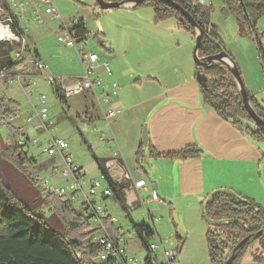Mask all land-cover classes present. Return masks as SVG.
Instances as JSON below:
<instances>
[{
	"label": "rangeland",
	"instance_id": "rangeland-1",
	"mask_svg": "<svg viewBox=\"0 0 264 264\" xmlns=\"http://www.w3.org/2000/svg\"><path fill=\"white\" fill-rule=\"evenodd\" d=\"M54 1L60 13L58 19L49 14L44 15V20L41 23L31 21L29 27L23 30L27 50L18 61V65L24 66L19 71L22 73L20 83H8L7 77H0V96H7L18 105L20 115L14 122L15 125L24 127V136H28L26 142L31 140L46 142L49 137L48 132L53 137L67 141L72 159L83 169L84 180L87 183L94 179L102 184L105 183L94 157L110 158L113 152H117V155L122 157L124 167L130 169L131 173L140 174L142 178L149 180L143 169L145 167L146 171H149V159L146 156L137 158L136 153L142 143L144 125L148 128L147 123H143L145 115L159 96H153L152 99L142 103H137V101L132 103L131 95H129L131 92L138 99L145 92H154L152 89L155 87L148 84V90L140 89L133 84L136 75L132 72L152 75L157 72L156 69L159 66L162 71L163 66H161L160 60L151 59L163 58V60H167L169 56L174 62L178 59L183 60L180 56L184 55V50L188 54L189 47L184 48L182 46L177 50L173 46L176 41L181 39L172 34L171 28H166L167 25L176 22L175 18L170 17L156 21L153 9L149 4L133 9L124 7L102 10L95 0ZM192 1L193 3L197 2V0ZM205 1L207 6L212 8L211 21L216 26L224 48L230 53L231 60L237 66L245 88L253 99L264 105L262 72L256 42L247 35L246 28L241 25L233 12L223 11L226 10L223 0ZM80 19L83 20L88 31L84 40L85 46L81 44V47L87 53H96L100 61L105 59L110 61L111 74L103 73L102 75H106V80L109 82L117 80L122 84V90L119 91L118 95L119 98L122 93L118 99L121 108L114 118L106 115V111L109 107L111 108L113 100L108 105L102 103L98 106L88 91L60 100L52 85H49L44 78L45 75L58 77V80L64 78L67 84L72 79L83 75V68L74 48L64 47L57 41L62 24L71 27L75 21ZM70 23L72 24L70 25ZM255 30L259 36H264V14L257 19ZM187 33L191 35L189 32ZM99 39L105 46H110L113 52L103 48L99 44ZM0 42H2L0 43V56L5 50L11 48L9 58L12 59L19 44L14 41ZM262 42L264 43V39ZM77 47L80 48V43H77ZM193 47L194 40L193 43L191 41V51ZM35 50L38 55H36ZM123 50L128 54L126 61L116 58ZM33 60L47 66L40 75L37 70L31 67L32 64H29V61ZM155 62L158 64L155 65ZM190 62L193 65L192 60ZM99 63L96 64L98 69L100 68ZM132 65L134 67L131 69L130 66ZM10 72L12 75L17 74L15 68ZM168 73L171 74V72ZM182 76H186V73ZM138 80L140 82V79ZM20 84L23 88L19 86ZM42 95L46 98L44 106L47 108V120L45 122L51 123L48 129L42 127V122L36 114V109H40L42 106L39 102V97ZM157 95H162V93L159 92ZM123 99L125 100L124 103ZM112 107L118 106L112 104ZM28 118L31 119V122L26 121ZM247 122L252 125L251 122ZM6 137V127L0 126L2 147L9 143ZM26 153L34 159L36 171L41 168L48 170L50 164L53 165V161L48 159L47 155L42 154L39 148L27 150ZM263 165L264 162L261 167ZM112 168L115 167L110 169ZM27 171L20 168L10 154L9 157L0 154V182L10 190L17 201L32 206L34 204L32 201L39 193L38 191L41 190L37 187L34 188ZM41 175L54 186L69 188L72 182L70 178L67 181L62 180L59 175L53 178L45 172ZM260 179L264 187V167L261 169ZM248 185L252 194L264 198V191L261 189L256 191L255 189L258 187L255 183ZM153 192L155 193L154 196ZM157 194L155 190L145 193L139 192L138 202L134 209L130 210V217L135 223H145L154 229L152 242L160 247L155 253L156 260H161L162 249L166 252L175 251L182 242L181 250L177 254L179 264H211L207 252L206 231L214 227L206 222L201 209L193 203L192 196L177 197L179 201L169 203L164 199H159L160 195L158 197ZM97 205L107 209L109 215L114 219L112 228L116 229L118 235L125 241L127 252L142 263L146 251L141 247L139 240L134 237L130 221L114 197L111 195L100 199L97 201ZM259 205L264 210V201L259 202ZM73 207L78 208L77 203H74ZM74 211L80 214L78 209ZM59 215L60 211H53L49 222L53 226L57 225L62 228ZM92 224L96 226L97 220L92 219ZM105 230L108 231L109 235L112 234L106 227ZM75 234L77 235V233H73V235ZM244 253L249 256H258L264 251L255 241L247 246Z\"/></svg>",
	"mask_w": 264,
	"mask_h": 264
},
{
	"label": "trees",
	"instance_id": "trees-1",
	"mask_svg": "<svg viewBox=\"0 0 264 264\" xmlns=\"http://www.w3.org/2000/svg\"><path fill=\"white\" fill-rule=\"evenodd\" d=\"M104 1L121 3L126 0ZM172 1L188 12L204 31L197 53L200 58L225 51L216 26L211 21V7L200 5L198 2L193 3L192 0ZM223 1L226 8L223 11L233 12L241 25L246 28L247 35L256 42L261 72H264V44L260 43V39H264V36H259L255 30L257 19L264 14V0ZM0 4L8 9L5 0H0ZM147 4L152 7L156 21L173 17L177 19L179 27L189 32L192 39H195V29L173 5L161 0H152L136 4L134 7ZM15 26L17 27L16 24ZM69 28L70 31H75L77 41H83L88 33L82 19L75 21ZM99 44L102 45L100 39ZM10 50L11 48L5 50L0 56V72L10 71L18 65V61L9 58ZM197 71L198 68L195 69V76ZM200 75L205 78L199 84L203 103L251 139L264 141V129L256 126L246 112L238 86L229 69L223 64L216 63L200 70ZM60 91V88L54 89L57 97L64 100ZM248 99L255 113L264 121V105L259 104L251 95H248ZM9 107L18 110V105L14 100L0 96V119L6 115ZM0 126L3 125L0 124ZM4 127L7 130L6 139L9 143L2 147L0 139V154L6 157L10 154L20 168L26 171L29 169L27 171L29 179L36 188L35 161L18 144L19 139L24 136L22 129L12 124ZM200 153L201 149L197 145L187 146L177 152L156 153L148 142L145 148L142 143L140 144L136 155L137 158L146 155L187 159L196 157ZM94 160L112 196L129 219L132 232L147 255L149 244L154 238V231L145 223L138 224L131 219L130 207L126 203L124 194L128 181H115L105 168V160L97 157H94ZM38 192L31 206L28 203L17 201L10 190L0 182V264H99L96 258L100 252V246L90 242L93 230L84 223L81 215L74 211L69 203L59 198L54 199L53 196L41 191ZM53 211H60L59 219L62 228L57 225L53 226L49 222ZM202 211L207 218L221 221L213 225V229L206 231L207 252L211 264H224L232 249L250 235H256L255 239L236 251L231 264H239L247 246L252 242L256 241L264 251V210L254 200L220 190L205 198ZM104 226L111 231L112 237L116 238L118 231L112 228L109 219L104 221ZM182 244L181 242L176 249L177 253L181 250ZM263 258L264 255L253 257V260L259 261Z\"/></svg>",
	"mask_w": 264,
	"mask_h": 264
},
{
	"label": "crops",
	"instance_id": "crops-1",
	"mask_svg": "<svg viewBox=\"0 0 264 264\" xmlns=\"http://www.w3.org/2000/svg\"><path fill=\"white\" fill-rule=\"evenodd\" d=\"M5 1L8 4L10 0ZM34 1L43 2L44 0ZM23 7V16L26 17L28 26H25L26 22H21L23 19L19 22V25L25 30L29 27V23L33 21V16L31 5H25ZM124 7L133 9L134 5L119 8ZM11 10L15 13L13 9ZM16 13L18 16L22 15L20 12L18 13L16 11ZM44 15L46 16L48 14H43V20ZM49 15L55 19L60 17V13L59 17H55L54 14ZM175 20L176 22H172L171 25H167L166 28H171L170 31L172 34H175L181 39L176 41L173 46L177 50L182 46H184V48L189 47L188 54H186L184 50V55L180 56L183 60L178 59L174 62L171 61L169 56L167 60H163V58L151 59L155 61L160 60L161 66H163L162 71L159 66V68L156 69L157 72L152 74L153 76L143 74L142 72H138L137 74L136 71H133L132 73L136 75L133 84L145 90L149 89V87H147L148 84H152L155 87L152 89L154 92H145L143 96L138 99L134 97L135 95H133L134 93L132 92L129 95H131L130 99L132 103L134 101L142 103L145 100L152 99L153 96H159L145 115V120L143 121V123L145 122L148 125V142L156 153L177 152L190 145H197L201 149V153L196 157L187 159L145 155L149 159V171H146L145 167L143 169L147 173L149 180L142 178L140 174L134 175L128 168L119 165L117 168L121 171L128 172L135 181L139 179H144L146 181V187L139 192L142 191L145 193L150 190H155L158 193V197L160 195L159 199H164L169 203L179 201L177 197L192 196L193 203L197 204V207L202 211V203L207 196L217 190L225 189L241 197L252 199L259 204V202L264 201L262 200L264 198L252 194L248 189V184L255 183L258 187L255 189L256 191H258V189L264 191L260 179L261 169L264 167V165L261 167L264 162V141L251 139L245 133L232 126L231 123L219 117L208 105L203 103L200 86L195 78L196 67L192 57L193 48L191 51V41L193 43L192 36L188 35L184 29L180 28L177 19ZM71 24L72 23H70V25ZM66 27L69 28L70 26L68 25ZM101 46L107 51L113 52L110 46H105L103 42ZM225 51L231 56L226 49ZM36 55H38L37 51ZM127 55V52L123 50L116 58H121L126 61ZM190 60H192L193 65ZM99 62H108L110 65V61L107 59L103 61L99 60ZM157 64L158 63L155 62V65ZM133 67L134 65L130 66L131 69ZM98 70V76L105 85L109 86L112 81H117H107L106 75L102 74L109 73L102 68ZM167 72H171V74H167ZM184 73H186V76H182ZM138 79H140V82ZM8 83L10 82L8 81ZM119 84L120 90H122V84ZM159 92H161L162 95H157ZM89 94L91 95V93ZM118 95L111 99V102L113 100L112 104H116L118 107H112L111 104V108L109 107V109H113L119 113L121 105L118 99L121 97L122 93L119 98ZM124 101L123 99V103ZM12 125L21 128L24 132V127L16 126L15 123ZM108 158L100 159L107 160ZM118 159L123 163L121 156H118ZM57 162V166L59 167L60 161ZM41 164H43V162H41ZM236 166L237 168H235ZM40 172L50 174L51 178L59 175L52 171L51 164L48 170L45 168H41L39 171L37 170L36 177H42ZM120 178L119 174L114 180L119 181ZM70 185H72V182ZM71 206L73 210H75V207H73V205ZM132 209L134 208H130V210ZM262 255H264V253L258 256H249L244 253L239 264H264V258L259 261L253 260V257Z\"/></svg>",
	"mask_w": 264,
	"mask_h": 264
},
{
	"label": "built area",
	"instance_id": "built-area-1",
	"mask_svg": "<svg viewBox=\"0 0 264 264\" xmlns=\"http://www.w3.org/2000/svg\"><path fill=\"white\" fill-rule=\"evenodd\" d=\"M32 1V4H31ZM45 1V2H44ZM43 2H35L34 0H10L7 4L8 9H6L2 4H0V41H14L18 43V47L15 51L14 61H19L27 50V42L22 36V27L19 22H26V17L23 16V6L31 5V12L33 16V21L36 23H41L43 21V14H54L55 17H59L57 6L54 0H44ZM200 5L207 6L205 0H197ZM47 4V5H45ZM46 6V7H45ZM13 9L15 13L11 10ZM16 11L22 15L18 16ZM17 25V27L15 26ZM60 34L57 36V41L65 46L74 48L80 59L83 75L79 78L72 79L69 83H65L64 78L54 77L51 75H45L44 78L49 85H52L53 90L60 88V92L64 97H70L73 95L82 94L88 91L94 97L96 104L98 106L105 104L108 105L111 99L118 95L120 90V84L117 81H112L109 86L105 85L101 78L97 74V66L99 63V57L94 52H85L81 44L85 46L84 40L86 39L88 33L84 36L83 41H77L75 37V31H70V28L62 24L60 27ZM260 39V43L262 42ZM77 43H80V48L77 47ZM32 64V68L41 73L45 70L46 65L38 61H29ZM99 67L104 69L110 74L108 62H100ZM24 68L22 65H17L15 71L17 74H11L10 71L0 72V77H7L10 83H20V78L22 77L21 71ZM32 73V71H29ZM29 74V73H28ZM31 76V75H29ZM262 92L264 93V72H262ZM45 96L39 97V102L42 105L40 109H36V114L38 119L42 122V127L49 128L51 123L45 122L47 120V108L45 105ZM20 112L13 107H9L8 112L0 119V124L5 126L13 124L19 117ZM118 111L113 109H107V117H116ZM27 122H31V119H26ZM48 132V131H47ZM49 137L46 142H38L31 140L26 142V137L23 136L19 139L18 144L23 147V150H31L39 148L41 153L52 159L53 165L51 169L53 172L58 173L62 179L67 181V179H72V185L69 188L64 186H53L50 184L49 180L38 176L37 187L44 194L50 195L61 199L63 202L74 205L77 203L81 217L84 223L93 230V234L90 238L92 244H97L100 246V252L97 255L96 261L99 264H179L177 260V251L166 252L162 249L161 260L157 261L155 258V253L158 252L160 247L151 242L148 248V254L145 256L144 261L141 263L135 257L130 255L125 248V241L120 235L113 238L108 232H104L105 226L104 221L109 219L110 223L113 224V218L109 215L106 208L97 205V201L100 199L107 198L112 195V192L105 181V185L100 183L98 180H91L86 182L84 180L85 173L83 169L78 166L72 159L69 151V144L64 139L56 138L51 136L48 132ZM60 161L59 167L58 162ZM105 168L109 171L111 167H124L123 163L119 161L117 152H113V155L105 160ZM120 181H128V186L124 189L125 198L131 193L135 196V201L130 203L128 206L134 208L135 204L138 202V195L141 189L146 187V181L144 179L134 180L128 172L120 170ZM153 196L155 193H152ZM92 219H96L98 224L94 226L92 224ZM100 232V233H98ZM133 233V232H132ZM134 237L135 234L133 233Z\"/></svg>",
	"mask_w": 264,
	"mask_h": 264
},
{
	"label": "water",
	"instance_id": "water-1",
	"mask_svg": "<svg viewBox=\"0 0 264 264\" xmlns=\"http://www.w3.org/2000/svg\"><path fill=\"white\" fill-rule=\"evenodd\" d=\"M96 3L99 5L100 9L102 10H107V9H114V8H119V7H123V6H132V5H136L145 1H152V0H126L123 1L121 3H115V2H106L104 0H95ZM161 1H165L171 5H173L176 9H178L181 14L183 15V17L186 18V20L188 21V23L195 29L196 31V35H195V39H194V47H193V61L195 63V67L198 68V71L196 72V80L198 81L199 84H201L202 80H205V78L200 75V70L202 69H206L209 68L211 66H213L216 63H220L225 65L232 77L234 78L241 98H242V103L244 105V108L246 110V112L248 113V115L250 116V118L252 119V121L255 123L256 126L261 127L264 129V121L262 120L261 117H259L255 111L253 110L252 106L249 103V99H248V91L244 86V83L241 79L240 73L237 69V66L235 65V63L231 60L230 56L228 55V53L226 51H221L216 55H211L208 56L206 58H200L198 56V48L202 39V36L204 34L203 29H201L196 22L194 21V19L189 15L188 12L184 11L178 4L174 3L172 0H161ZM142 144H143V148L147 147L148 145V131H147V126L144 125L143 130H142ZM109 174L111 176L112 179H115L119 176V172L120 170L115 167L112 169H109ZM120 181V180H119ZM224 191H228L225 189H221ZM220 191V190H217ZM215 191V192H217ZM231 192V191H228ZM233 193V192H231ZM234 194V193H233ZM135 201V196L133 193H131L128 197H126V203L129 205L130 203ZM203 213V212H202ZM203 216L206 220V222L209 225H217L219 224L221 221L220 220H212L209 219L205 216V214L203 213ZM256 235H250L247 236L246 238H244L242 241H240L231 251L228 259L226 260V262L224 264H231L235 253L238 249H240L241 247H243L244 245H246L248 242L252 241L253 239H255Z\"/></svg>",
	"mask_w": 264,
	"mask_h": 264
}]
</instances>
